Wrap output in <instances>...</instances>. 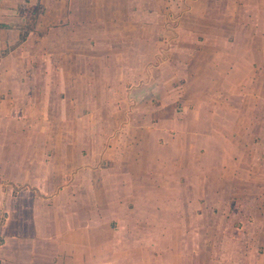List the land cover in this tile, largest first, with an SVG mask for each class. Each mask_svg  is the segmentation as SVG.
<instances>
[{"label": "rangeland", "instance_id": "obj_1", "mask_svg": "<svg viewBox=\"0 0 264 264\" xmlns=\"http://www.w3.org/2000/svg\"><path fill=\"white\" fill-rule=\"evenodd\" d=\"M43 9L39 3L29 13L20 9L22 27L33 32L22 51L39 60L31 63L37 75L28 70L35 77L22 78L20 112L18 102L13 108L0 100L19 112L7 126L37 136L38 180L70 185L72 210L97 197L99 213L109 219L133 210L164 216L169 247L178 245V227L188 230L193 222L184 219L195 213L214 250L227 245L226 235L235 247L244 233L253 237L254 217L264 215V12L248 15L243 29L190 31L185 15L170 13L164 26L144 32L86 30L82 43H93L95 33L112 43L117 58L106 66L115 69H100L98 60L75 63L72 50L73 61L61 62L66 41L59 39L49 46L54 61L46 78L40 72L46 33L35 29L48 16ZM142 33L151 40L144 42ZM74 70L80 71L63 75ZM44 160L61 174L48 169L44 177ZM241 172L244 182L228 188Z\"/></svg>", "mask_w": 264, "mask_h": 264}, {"label": "crops", "instance_id": "obj_2", "mask_svg": "<svg viewBox=\"0 0 264 264\" xmlns=\"http://www.w3.org/2000/svg\"><path fill=\"white\" fill-rule=\"evenodd\" d=\"M38 3L44 7V14L48 15L44 23L37 22L35 25L40 33L43 30L42 33H46L47 54L41 57L45 70L40 71L41 76L45 75L46 78L52 72L51 62L54 61L51 54L55 49L50 50L49 46L57 44L59 39L63 44L66 41L61 62L73 61L70 57L72 50L74 53L71 54L77 55V59L72 55L75 63L98 60L103 65L100 69L106 72L115 69L114 66H106V63L111 64L117 58L112 43L107 41L103 44L96 33L95 42L82 43L81 38L86 30L132 26L138 32H144L164 26L166 15L170 13L185 15L190 31L243 29L250 18L248 15L264 12V0H0V100L2 97V104H13V108L18 102L19 112L22 78L34 76L31 72L28 76V70H32L36 76L37 68H33V65L36 67L39 61H36L34 51L29 54L22 51L33 32L30 31L24 40L19 41L18 27L22 22L20 9L29 13ZM98 20L101 22H95ZM54 24L57 26H52ZM141 35L144 42L151 40L149 34ZM67 54L70 60L64 57ZM76 71L79 73L80 70H74L72 74L63 71V75L71 78L70 75L73 77ZM2 104L0 264H201L199 260L202 264H264V244L261 242L264 227L260 224L264 222V215L260 213L253 220L258 229L253 237L244 233L242 244L235 247L230 244L231 235H226L227 245L214 250L208 242L210 236L199 231L197 221H202V216L197 213L185 217L184 221L193 222L192 226L188 230L187 226H179L177 237L182 239L177 246L169 247L166 239L171 233H167L164 216L133 214V210L131 213L111 215L109 219L99 213L101 202L97 197H86L78 204V209H70L75 199H71L72 188L65 184L58 188L60 182L53 181L52 185H47L44 179L38 180L37 136L23 134L19 127L17 132L15 126H12L14 129L7 126L6 119L19 116V112L12 114ZM42 164L44 177L50 172L61 174V170L55 172L47 167V160ZM242 177L244 174L241 172L239 177L230 178L228 188H233L234 183L244 182ZM252 180L245 178L246 183ZM223 187L226 188V184ZM114 201L118 202V199ZM119 204L125 206L124 203ZM137 221L140 224L135 223ZM121 222L122 225L119 224ZM151 222L155 223L154 231H151ZM229 254H238L237 261Z\"/></svg>", "mask_w": 264, "mask_h": 264}, {"label": "trees", "instance_id": "obj_3", "mask_svg": "<svg viewBox=\"0 0 264 264\" xmlns=\"http://www.w3.org/2000/svg\"><path fill=\"white\" fill-rule=\"evenodd\" d=\"M18 29H19V32H20L19 41H22V40H24L26 38L28 30H26V28L22 27V25L19 26Z\"/></svg>", "mask_w": 264, "mask_h": 264}]
</instances>
